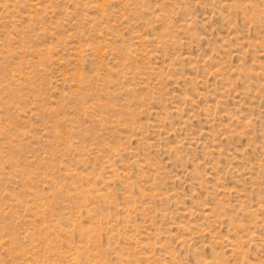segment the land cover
I'll return each mask as SVG.
<instances>
[{
    "label": "rangeland",
    "instance_id": "obj_1",
    "mask_svg": "<svg viewBox=\"0 0 264 264\" xmlns=\"http://www.w3.org/2000/svg\"><path fill=\"white\" fill-rule=\"evenodd\" d=\"M0 264H264V0H0Z\"/></svg>",
    "mask_w": 264,
    "mask_h": 264
}]
</instances>
